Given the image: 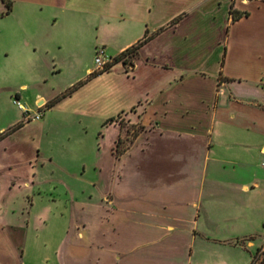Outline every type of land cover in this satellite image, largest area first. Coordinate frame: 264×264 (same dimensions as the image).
Wrapping results in <instances>:
<instances>
[{"label":"crops","instance_id":"1","mask_svg":"<svg viewBox=\"0 0 264 264\" xmlns=\"http://www.w3.org/2000/svg\"><path fill=\"white\" fill-rule=\"evenodd\" d=\"M22 2L67 33L83 70L71 83L97 49L115 57L147 37L128 68L79 87L97 81L105 119L125 112L145 128L117 156L122 123L106 126L110 158L89 185L39 181L38 143L37 161L0 163L17 197L0 203V264H251L264 243V0ZM27 124L1 127L0 142Z\"/></svg>","mask_w":264,"mask_h":264},{"label":"rangeland","instance_id":"2","mask_svg":"<svg viewBox=\"0 0 264 264\" xmlns=\"http://www.w3.org/2000/svg\"><path fill=\"white\" fill-rule=\"evenodd\" d=\"M22 1L14 0L12 9L7 12L6 0H0V128L14 122L29 124L0 142V163L6 162L11 154L15 159H28L38 143L45 157L38 159L35 165L39 181L50 186L67 178L68 182L74 180L79 186L89 185L91 179L97 178L93 164L107 162L110 158L106 126L116 120L122 123V146L131 141L140 122L131 121L125 112H119L118 119L103 124L109 106L96 100L97 93L101 92L97 81L75 90L50 108L55 96L47 101H36L39 95L57 96L71 86L75 82L71 81L83 74V70L81 63L67 61V33L50 24L52 12ZM82 52L80 61H90L92 52L88 48ZM128 62L124 63L127 68ZM17 98L31 113L41 106L43 116L27 121ZM35 158L30 157L33 162L37 161ZM83 163L90 169L80 176ZM8 175L6 171L0 172V203L10 206L17 204V197L13 188L5 183ZM248 252L249 257L253 254L254 258L255 247Z\"/></svg>","mask_w":264,"mask_h":264},{"label":"trees","instance_id":"3","mask_svg":"<svg viewBox=\"0 0 264 264\" xmlns=\"http://www.w3.org/2000/svg\"><path fill=\"white\" fill-rule=\"evenodd\" d=\"M6 4H7V12H9L12 9V0H6ZM147 40V37L141 39L140 41H138L137 43L133 44L132 46L128 47L127 49H125L124 51H122L121 53H119L118 55H116L113 59V61L111 63H109V65L97 72H90V74L85 78V79H80L79 81L75 82L74 84H72L71 86H69L68 88H66L64 91H62L60 94H58L57 96H55V98L53 99V101L50 103V106L54 105L55 103H57L59 100H61L63 97L70 95L73 91H75L77 88H79L81 85H83L87 80H89L92 76L99 74L105 70L110 69V67H112L115 63L122 61L123 63H126L127 61H132L133 57L137 54V52L139 51V48L142 46V44ZM115 119H118V115H113L108 117L107 119H105L103 124H106L107 122H111ZM23 123H17L13 126H11L8 131L16 129L20 126H22ZM145 128L144 124H139L135 129H134V135L133 138L131 139V141H133V139L135 138V136ZM4 135V132H0V137ZM130 141V142H131ZM121 142H123V137L120 136L117 140L116 143V154L117 156L120 155L130 144L127 143L125 145L121 146ZM264 246V243L261 247L258 248V250L256 251L254 258L251 262V264H264V257L260 260L261 257V253L260 250L261 248Z\"/></svg>","mask_w":264,"mask_h":264},{"label":"built area","instance_id":"4","mask_svg":"<svg viewBox=\"0 0 264 264\" xmlns=\"http://www.w3.org/2000/svg\"><path fill=\"white\" fill-rule=\"evenodd\" d=\"M114 57L111 55H108L104 48L97 49L96 55H95V67L92 69V72L100 71L104 68H106L109 63L113 61ZM16 101L18 102L19 106L24 110L26 113V120H36L40 119L44 114V109L39 106V109L34 110L32 113L29 109L25 108L24 104L20 101V98H17ZM264 163V162H263ZM261 257L260 260L264 257V246L260 250Z\"/></svg>","mask_w":264,"mask_h":264},{"label":"water","instance_id":"5","mask_svg":"<svg viewBox=\"0 0 264 264\" xmlns=\"http://www.w3.org/2000/svg\"><path fill=\"white\" fill-rule=\"evenodd\" d=\"M40 102H43V100H42V101H40Z\"/></svg>","mask_w":264,"mask_h":264}]
</instances>
